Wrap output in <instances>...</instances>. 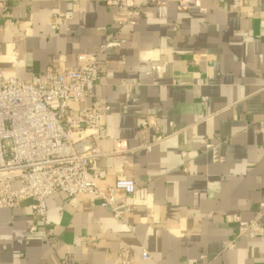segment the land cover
<instances>
[{
	"label": "crops",
	"instance_id": "obj_1",
	"mask_svg": "<svg viewBox=\"0 0 264 264\" xmlns=\"http://www.w3.org/2000/svg\"><path fill=\"white\" fill-rule=\"evenodd\" d=\"M56 14L64 16L58 28ZM117 17L102 0H11L0 68L43 80L48 67L72 69L78 55L106 45L100 83L69 107L109 106L98 184L131 179L148 199L117 192L120 209L133 206L117 220L85 196L48 197L55 248L29 232V203L0 209V264H61L67 254L72 264H115L120 248L131 264H264V236L238 238L226 221L236 213L264 226V0L238 9L200 0L187 11L166 1L142 8L134 26L118 27ZM113 140L130 150L112 153Z\"/></svg>",
	"mask_w": 264,
	"mask_h": 264
},
{
	"label": "built area",
	"instance_id": "obj_2",
	"mask_svg": "<svg viewBox=\"0 0 264 264\" xmlns=\"http://www.w3.org/2000/svg\"><path fill=\"white\" fill-rule=\"evenodd\" d=\"M173 2L179 11L198 8L200 0H102L107 8L117 10V26H134L145 7ZM223 4L227 0H212ZM234 9L241 7L245 0H231ZM11 0H0V22L9 16ZM64 16H54L58 28ZM112 41L124 42L113 38ZM106 45L76 57L72 69L56 71L48 67L43 80L32 77L21 81L6 77L0 68V209H17L27 202L31 207L30 233L40 234L52 248L58 242L47 222L46 199L56 193L67 198L85 196L91 205L108 208L113 217L122 219L133 206L119 208L120 199L135 197L147 201L146 186H138L133 180L118 178L112 184L101 186L105 172L99 168L105 153L99 146L107 138L103 117L109 106L94 100L73 112L69 104H83L92 96L94 88L102 77L100 55ZM139 83L133 80L127 85L128 94ZM148 122L141 123L145 129ZM157 140H161L158 136ZM112 153L130 150L126 140H113ZM226 221L235 227L236 237L251 239L264 236V226L255 220L244 221L240 215L231 213ZM231 242L227 248H233ZM143 260L149 258L142 251ZM128 248H120L115 264H131ZM61 264H72L67 254Z\"/></svg>",
	"mask_w": 264,
	"mask_h": 264
}]
</instances>
